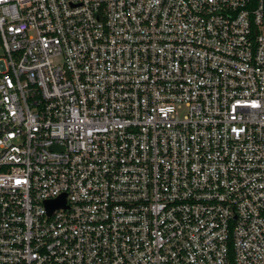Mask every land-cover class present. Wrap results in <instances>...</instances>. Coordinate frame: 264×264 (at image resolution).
<instances>
[{"label":"built area","instance_id":"obj_1","mask_svg":"<svg viewBox=\"0 0 264 264\" xmlns=\"http://www.w3.org/2000/svg\"><path fill=\"white\" fill-rule=\"evenodd\" d=\"M0 264H264V0H0Z\"/></svg>","mask_w":264,"mask_h":264},{"label":"water","instance_id":"obj_2","mask_svg":"<svg viewBox=\"0 0 264 264\" xmlns=\"http://www.w3.org/2000/svg\"><path fill=\"white\" fill-rule=\"evenodd\" d=\"M64 200H59V201H56V205L55 206H60V205H63L64 204Z\"/></svg>","mask_w":264,"mask_h":264}]
</instances>
